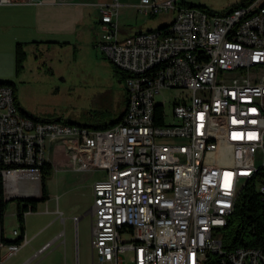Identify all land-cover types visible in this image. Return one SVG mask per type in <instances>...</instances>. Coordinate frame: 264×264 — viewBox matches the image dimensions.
Returning a JSON list of instances; mask_svg holds the SVG:
<instances>
[{"label":"built area","instance_id":"built-area-1","mask_svg":"<svg viewBox=\"0 0 264 264\" xmlns=\"http://www.w3.org/2000/svg\"><path fill=\"white\" fill-rule=\"evenodd\" d=\"M132 7L176 17L123 40L122 4L100 7L97 48L126 74L122 122L91 130L36 121L0 86V264L27 244L25 236L7 243L5 195L33 199L29 185L41 187L46 164L107 173L93 186V264H264L261 249L228 248L221 235L242 189L264 170V0L212 13L180 0ZM164 90L188 92L171 122L156 101ZM158 108L164 125L155 121ZM256 190L264 196V181Z\"/></svg>","mask_w":264,"mask_h":264},{"label":"rangeland","instance_id":"rangeland-1","mask_svg":"<svg viewBox=\"0 0 264 264\" xmlns=\"http://www.w3.org/2000/svg\"><path fill=\"white\" fill-rule=\"evenodd\" d=\"M197 1H205L204 6L222 12L246 0ZM175 17L176 13L173 12L146 17L136 12L122 11L119 22L127 32L122 39L138 31L147 32L169 26ZM96 33L97 30L87 34L85 39L71 46L42 45L29 49L23 73L8 77L9 74L0 73V82H14L21 109L36 118L62 123L75 121L91 130L120 118L126 109L125 79L96 47ZM187 95V91L164 90L156 98L157 102L164 104L169 122L172 121L173 106ZM106 176L103 170L92 173L54 171L47 181V188L53 197L49 196L47 202H40L37 214L28 217L36 229L44 225L51 227L37 239L30 238V244L21 252L38 251L52 243L38 260L53 251H57V256L43 264H93L90 212L93 186ZM16 204L14 199L8 201L6 224L8 231L13 233L18 230L21 233L19 223L12 214ZM58 208L60 213H56ZM50 233L60 234V239L49 240ZM9 261L1 264H11Z\"/></svg>","mask_w":264,"mask_h":264},{"label":"crops","instance_id":"crops-1","mask_svg":"<svg viewBox=\"0 0 264 264\" xmlns=\"http://www.w3.org/2000/svg\"><path fill=\"white\" fill-rule=\"evenodd\" d=\"M113 1L114 0H35L34 4L0 5V73L9 74L7 77L10 75L19 76L16 74V48L18 44L25 45L26 53L29 49L38 48L42 45L66 47L76 44L79 40L85 39L87 34L95 30H97V33L94 36V40H96L97 43L100 34V7L110 4ZM140 1L141 0H119L120 4H122L120 15L122 11L137 13L132 6L139 4ZM180 1L184 4L188 3L192 5L206 4L205 1L197 0ZM121 29L123 33H127L124 28L121 27ZM56 172L66 173L72 171L60 169V171ZM29 187L32 188L30 198H41V187H36L32 184H30ZM48 193L50 197H53L49 190ZM11 199L13 198L5 195L4 201H9ZM37 212H28L26 214L25 238L27 244L23 248L30 244L31 239L35 237V239H37L51 227L44 225L36 229V227L32 225V221L28 217L37 214ZM47 212L50 213L49 210ZM56 213H60L59 208ZM12 214L17 220V204ZM6 216L7 212L5 211L3 219L5 235L8 239H15L13 233L8 231ZM60 236V234L50 233L49 240H59ZM21 251L15 257L9 259L11 264H43L46 260L54 259L57 256V251H53L39 261V255L37 256L39 250L25 253Z\"/></svg>","mask_w":264,"mask_h":264},{"label":"trees","instance_id":"trees-1","mask_svg":"<svg viewBox=\"0 0 264 264\" xmlns=\"http://www.w3.org/2000/svg\"><path fill=\"white\" fill-rule=\"evenodd\" d=\"M253 0H246L240 4L235 5V7L243 6L249 4ZM186 6L191 8H198L207 13H212L214 10L204 5H192L185 3ZM231 10V9H230ZM27 53L25 51L24 44H18L16 48V74L20 75L24 69L27 62ZM117 68V67H116ZM117 73L122 77L126 78V74L117 68ZM0 86H7L13 90L14 100L17 109L25 116L32 118L36 121L49 122L54 121L51 119L36 118L24 110L21 109L19 100L15 95V84L14 82H0ZM161 108H158L157 113L159 117L156 119V123L159 125H164L162 119ZM125 116V111L122 113L121 117L115 119L114 121L97 125L94 128L96 130H107L112 126L123 121ZM84 126V125H83ZM87 127V126H85ZM42 171V196L39 199H14L17 201V221L19 223V228L21 231V236L16 239H7V243H20L26 231V214L28 212H37L38 204L40 202H46L49 199V193L47 188V181L52 177L54 171L50 164H46L41 169ZM258 180L264 181V170L258 173L257 179L249 182L241 191L240 196L236 202V207L233 215L229 218L228 224L221 231L223 232V243L228 248L237 247H253L261 249L264 253V196L256 190V182ZM8 201H4L2 204L3 215L6 211ZM1 257V253H0Z\"/></svg>","mask_w":264,"mask_h":264},{"label":"water","instance_id":"water-1","mask_svg":"<svg viewBox=\"0 0 264 264\" xmlns=\"http://www.w3.org/2000/svg\"><path fill=\"white\" fill-rule=\"evenodd\" d=\"M69 124H71V125H75V124H77L75 121H69ZM17 199H19V198H17Z\"/></svg>","mask_w":264,"mask_h":264}]
</instances>
